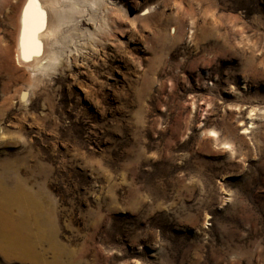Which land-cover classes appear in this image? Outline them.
<instances>
[{
  "label": "rangeland",
  "instance_id": "1",
  "mask_svg": "<svg viewBox=\"0 0 264 264\" xmlns=\"http://www.w3.org/2000/svg\"><path fill=\"white\" fill-rule=\"evenodd\" d=\"M91 1L31 83L0 0V264H264V0Z\"/></svg>",
  "mask_w": 264,
  "mask_h": 264
},
{
  "label": "bare ground",
  "instance_id": "2",
  "mask_svg": "<svg viewBox=\"0 0 264 264\" xmlns=\"http://www.w3.org/2000/svg\"><path fill=\"white\" fill-rule=\"evenodd\" d=\"M89 1L91 0H25L20 17H18L19 32L16 48L19 62H22L31 71L29 74L31 83L38 74L48 73L49 70L60 64L62 49L57 50V48H61L65 45L64 43H67L68 32L72 37L75 36L69 27L84 36L89 33L86 32L88 30L79 27L82 20L84 22L85 19H93V15L87 13ZM86 15L89 17L85 18ZM24 97L26 98V95ZM4 177L0 178V249L5 253V256H9V249L26 254L33 246V242L29 238L30 236L28 237L29 233L27 234L25 229L17 227L15 221L20 220L19 218H22L23 214H30L34 208H38L39 211L42 209L40 211L42 216L45 209L33 197H31V205H24L22 202L25 200L24 192L8 186ZM14 204L21 207V216L16 217L15 212L13 214L12 206Z\"/></svg>",
  "mask_w": 264,
  "mask_h": 264
}]
</instances>
